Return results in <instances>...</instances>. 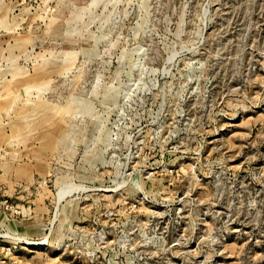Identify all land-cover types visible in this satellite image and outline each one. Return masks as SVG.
<instances>
[{
  "label": "rangeland",
  "instance_id": "374dc122",
  "mask_svg": "<svg viewBox=\"0 0 264 264\" xmlns=\"http://www.w3.org/2000/svg\"><path fill=\"white\" fill-rule=\"evenodd\" d=\"M0 264H264V0H0Z\"/></svg>",
  "mask_w": 264,
  "mask_h": 264
}]
</instances>
